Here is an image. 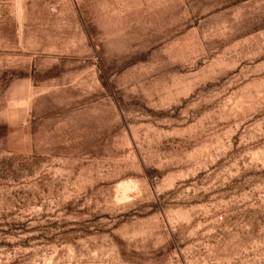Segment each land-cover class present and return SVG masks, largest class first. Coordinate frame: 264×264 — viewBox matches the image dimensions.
Returning a JSON list of instances; mask_svg holds the SVG:
<instances>
[{
	"label": "rangeland",
	"instance_id": "374dc122",
	"mask_svg": "<svg viewBox=\"0 0 264 264\" xmlns=\"http://www.w3.org/2000/svg\"><path fill=\"white\" fill-rule=\"evenodd\" d=\"M0 264H264V0H0Z\"/></svg>",
	"mask_w": 264,
	"mask_h": 264
},
{
	"label": "bare ground",
	"instance_id": "6f19581e",
	"mask_svg": "<svg viewBox=\"0 0 264 264\" xmlns=\"http://www.w3.org/2000/svg\"><path fill=\"white\" fill-rule=\"evenodd\" d=\"M131 183H132V182H131ZM131 185H133V184H131ZM133 186H135V185H133ZM129 187H130V186H129ZM122 189H123V188H122ZM132 189H133V187H132ZM127 192H128V191H127ZM123 194H125V193H123ZM123 194H122V195H123Z\"/></svg>",
	"mask_w": 264,
	"mask_h": 264
}]
</instances>
